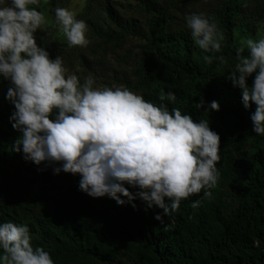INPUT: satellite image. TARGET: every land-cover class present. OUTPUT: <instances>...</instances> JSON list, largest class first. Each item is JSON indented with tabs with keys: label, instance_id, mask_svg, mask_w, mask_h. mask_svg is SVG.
I'll list each match as a JSON object with an SVG mask.
<instances>
[{
	"label": "clouds",
	"instance_id": "obj_1",
	"mask_svg": "<svg viewBox=\"0 0 264 264\" xmlns=\"http://www.w3.org/2000/svg\"><path fill=\"white\" fill-rule=\"evenodd\" d=\"M48 2L0 0V77L10 82L5 99L14 106L10 122L20 133L14 150L37 166L59 165L52 168L54 175H78V190L90 197L107 196L133 208L139 198L146 209L162 210L154 216L160 223L192 194L203 190L211 198L220 176V136L208 119L194 121L189 113L169 110L164 101L175 100L171 91H161L156 103L123 85L94 87L91 74L83 82L68 74L62 58L51 59L36 42L46 22L37 9ZM54 14L69 47L87 44L84 20L69 8L56 7ZM184 21L195 45L204 52L220 51L223 36L210 17L190 12ZM216 59L226 62L222 55ZM235 59L226 79L240 90L245 109L255 105L252 131L264 136V36L242 39ZM204 60L213 62L208 55ZM208 110L218 111L219 103L212 101ZM31 239L26 224L0 223V264H54Z\"/></svg>",
	"mask_w": 264,
	"mask_h": 264
},
{
	"label": "trees",
	"instance_id": "obj_2",
	"mask_svg": "<svg viewBox=\"0 0 264 264\" xmlns=\"http://www.w3.org/2000/svg\"><path fill=\"white\" fill-rule=\"evenodd\" d=\"M245 1L221 0L218 20L223 44L219 52H206L213 61L207 63L204 58L192 59L193 48L185 32L164 33L168 18L157 12L156 0H137L146 11L156 14L149 24L150 45L156 57L186 79L203 82V90L194 96L172 90L175 100L165 99L164 103L169 110L177 108L182 114L189 113L194 121L208 119L211 130L220 136L219 171L230 163L232 153L242 145L244 136L254 139L261 146L248 160L236 167L244 181L243 192L239 204L230 212L227 221L218 229L207 226L206 215L213 212V208L206 203L203 190L182 200L179 209L164 217L163 223L154 219L162 210L146 209L145 203L139 198L133 202L136 205L133 208L128 203L118 205L115 200L105 196L107 207L115 209L116 221L103 230L101 237L96 238L83 229L87 224L84 215L91 211L93 198L78 190L77 175L64 208L49 218L36 219L33 226L28 225L30 233H36L38 237L32 240L34 245H47L60 257L73 254L94 258L99 253L100 244L116 251L129 244L136 247L138 264H264L262 251L246 252L231 262H226L222 256L231 244L238 243L244 249H249L248 237L245 236L248 231L253 237L264 240V136H258L252 131L250 116L255 105L244 108L240 90L226 79L227 74L221 72L222 64L216 59L221 55L225 60L235 59L236 47L232 44L231 30L242 13ZM107 37L119 38L112 33ZM42 43L49 52L48 42L43 40ZM166 48H169L168 52ZM142 79L145 83L153 81L154 76L144 69ZM248 83L251 85L252 78H249ZM144 94L146 101L160 102L157 95L148 91ZM200 101L204 102L203 107L197 109L195 104ZM212 101L219 103L218 111L208 110ZM13 111L14 106L9 101L0 105V172L3 164L15 159L26 170L29 168L22 154L13 147L15 139L20 135L10 122ZM125 186L134 194L138 191ZM195 201H199V206L193 208ZM18 205H0V223L10 220L17 224L15 217L23 213ZM213 213L221 219L216 212ZM203 249L206 250L204 255ZM0 255H3L2 251ZM106 255L109 256L107 252Z\"/></svg>",
	"mask_w": 264,
	"mask_h": 264
},
{
	"label": "rangeland",
	"instance_id": "obj_3",
	"mask_svg": "<svg viewBox=\"0 0 264 264\" xmlns=\"http://www.w3.org/2000/svg\"><path fill=\"white\" fill-rule=\"evenodd\" d=\"M220 2L221 0H156V9L168 18L164 33L185 32L193 48L191 57L197 60L204 58L206 52L195 45L190 30L185 26L184 17L190 12H203L217 24L221 34L218 20ZM56 7L69 8L76 13L77 19L85 21L86 45L68 46L55 22ZM37 10L42 11L46 17L45 24L35 34L38 46L43 45V40L47 41L50 58L60 56L67 73L76 74L81 82L85 76L91 74L96 81L94 87L123 85L142 95L145 100L144 93L147 91L159 97L161 91L167 93L177 90L194 96L203 90L201 80L186 79L156 57L150 45L149 33L150 21L156 14L146 11L137 0H49L47 4L42 3ZM111 33L119 38H108L107 35ZM231 35L232 44L236 48L242 39H259L264 36V0H247L243 3L242 13L237 18ZM222 44L223 40L221 46ZM168 50L169 48L165 49L166 52ZM225 61L221 72L227 74L237 61ZM144 69L154 76L153 81L144 83ZM9 87L10 82L0 77V105L7 101L5 95ZM260 147L259 142L244 136L242 145L232 153L230 163L219 171L217 185L210 190L212 196L206 198V203L211 205L213 212L221 219L209 212L205 219L209 228H220L227 221L230 212L239 204L244 181L236 167L242 161L248 160ZM27 163L28 170L18 159L1 166L0 205L19 204L18 207L23 209V213L15 217L17 224L33 226L36 219L49 218L64 208L77 175L64 172L54 175L52 168L59 165L42 163L37 166L31 162ZM91 203V211L84 215L87 224L83 229L99 238L103 230L111 227L116 221L115 209L107 207L104 197L93 198ZM30 235L33 247L39 246L34 245L32 241L38 238L37 234ZM245 236L248 237L249 249H244V246L238 243L229 245L228 251L222 255L226 262H231L246 252H264V240L253 237L250 231L246 232ZM39 247L51 254L54 264H138L136 247L129 244L117 251L100 244L99 253L94 258L73 254L60 257L47 245ZM205 252L203 249L202 254Z\"/></svg>",
	"mask_w": 264,
	"mask_h": 264
}]
</instances>
